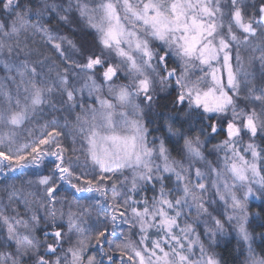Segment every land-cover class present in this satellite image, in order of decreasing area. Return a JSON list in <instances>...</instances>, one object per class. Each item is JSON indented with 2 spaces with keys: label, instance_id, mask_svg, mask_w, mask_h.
Wrapping results in <instances>:
<instances>
[{
  "label": "snow or ice",
  "instance_id": "6c2138e0",
  "mask_svg": "<svg viewBox=\"0 0 264 264\" xmlns=\"http://www.w3.org/2000/svg\"><path fill=\"white\" fill-rule=\"evenodd\" d=\"M72 10V0L66 8L48 4L47 0L35 6L32 0H0V70L5 73L3 81L15 88V93L11 87L0 88L3 101L0 124L19 127L42 112L45 105L53 113L62 112L65 106L74 110L76 93L85 89L90 97L95 94L99 105L97 108L81 104V111L75 117L73 128L86 144L82 152L73 147L69 155V149L58 139L62 133L55 127L38 141L26 145H18L14 134H9L7 149L0 147V172L40 169L51 164L48 174L27 182L39 186L44 193L42 198L35 200L31 199L34 193L25 194L26 210L39 205L46 212L42 218L44 239L36 238L40 217L33 215V226H29L21 218L12 223L13 218L0 213V227L7 233L3 243L10 249L0 253V264H105L104 259L88 255L93 249L106 258L107 264H115L117 254L119 264H220L196 232L201 218L211 216L205 198L206 173L196 168L193 176L191 165L184 168L180 162L170 159L163 140L157 152L155 141L148 140L149 130L137 103L142 95L146 105L152 106L155 85L158 83L160 90L165 91L173 79L177 89L173 106L177 111H183L189 120L200 117L209 123L200 127L196 136L174 131L172 125L168 126V132L178 142L183 140V152L188 158L204 161L205 142L200 137L217 134L223 122L225 139L213 147L217 153L224 152V167L219 170L209 164L215 176L212 186L219 199L232 210L233 215L227 220L237 221L234 227L238 242L248 245L247 264H264V256H257L251 247L245 203L250 197L264 201V176L257 163L264 160V149H258L255 143L256 137L264 134V86L249 81L245 85L247 95L241 97L239 77L247 76L248 72L239 52L235 57L239 67L234 69L231 63L233 44L258 46L260 55L250 57L249 64L259 62L264 78V0H99L94 7H89L85 0H76L79 17L98 34L99 52L85 51L45 22L46 16L50 19L56 14L58 24L68 23V13ZM37 34L45 49L43 52L27 43L29 37ZM257 36V44L253 45L251 38ZM69 50L79 59L70 56ZM106 53H114L119 63L110 62ZM173 55L180 61L179 72L177 67L169 65ZM33 56L38 58L32 59ZM195 61L208 71L201 67L203 75L192 80L189 69ZM121 71H125L129 84H114ZM79 79L84 83L76 88L73 81ZM105 86L107 97L99 94ZM257 91L260 95L253 99ZM241 98L247 102L245 107L239 105ZM117 107L131 109L135 118L130 119L129 112L121 111L116 119ZM52 119L56 121L57 116L53 115ZM244 135L249 136L250 142L242 146ZM242 152L251 153L252 159H246ZM81 155L85 164L90 162L99 168V175L94 179L82 180L75 174ZM157 158L162 163H154ZM126 169L132 172L130 182L127 177L112 179L109 175ZM164 173L175 176L174 188L166 189L164 181L168 177ZM228 175L246 186L243 199L232 191L227 183ZM157 183L160 184L158 196L154 195L151 201L147 197L136 199L147 185L155 188ZM65 184L76 193L95 194L88 199L95 201L101 227H82L86 223L82 218L91 212L79 200L70 203L67 213L58 212L57 193ZM254 184L258 185L255 190ZM123 188L127 190L118 191ZM19 190L23 191V184ZM100 212L106 215L101 217ZM193 212L195 219H191ZM211 218L215 228L209 232L206 225L205 235L215 242L217 233L223 235L224 224L215 216ZM65 222L68 233L62 230ZM124 224L128 225V233L116 243L119 239L116 230ZM136 228L140 238L138 243H133L131 236ZM153 230L155 239L151 238ZM73 232L77 236L75 240L71 239Z\"/></svg>",
  "mask_w": 264,
  "mask_h": 264
},
{
  "label": "trees",
  "instance_id": "16d2710c",
  "mask_svg": "<svg viewBox=\"0 0 264 264\" xmlns=\"http://www.w3.org/2000/svg\"><path fill=\"white\" fill-rule=\"evenodd\" d=\"M57 21H58V17L54 19H50L47 23L54 30H58L59 34L67 35L72 39H75L77 44L81 46L85 51L93 50L94 44H92L91 41L93 40L92 39L93 35L91 34L93 32L91 29L87 27H81L76 23L75 25L72 26L71 22L69 23L59 22L58 24ZM37 38H40L39 34L29 37V39H37ZM254 38H256V40L258 41L259 36ZM30 42L32 43V41ZM37 44H41L42 46V41L39 40ZM40 49L41 51H45L43 47ZM249 55H251L252 57L259 56L260 51L258 50V48L255 50H251V52H249ZM0 69H2V66H0ZM250 74L251 75L248 76L247 81L243 83V89H242L243 91L241 97L247 95V87L245 85L249 81L256 83L258 86H264V78H262L261 76V68L259 62H255L252 65ZM2 76L4 77V74L3 71L0 70V79H1L0 88L11 87L13 93H15L14 86H12L10 82L5 83L2 79L3 78ZM158 92L156 90V93H153V96L156 95V100L154 99V101L156 102L157 105L156 107L157 115L154 114V121L156 122L157 127L160 126L159 130L156 131L159 136H162V134L165 133L162 129V123H161L163 119L165 122H166L165 119L170 120L172 122L174 121L173 123L171 122L174 125V127L172 126L174 131L180 130L182 132H185V134L191 136L198 135L200 127L209 123V121L203 120L200 117H195L194 119L189 120L184 116V114L180 115L177 109L173 106V100H174L173 97L165 96L166 91H163L161 93V96ZM257 95H260L259 91L253 94V99ZM161 97L163 98L161 99ZM79 99H81L80 95L76 94L75 95L76 107L74 110H70L67 108V106H65V109L62 112L53 113L51 107L45 105L43 106L42 112L38 113L32 119L26 121L24 124H22L19 127L13 128L11 126H5L3 124H0V147L7 149L9 145L7 137L9 134H14L13 138L15 139L18 145H26V144H31L33 141H38L40 138L46 135L48 131H51L52 128L55 127L57 130L61 131L62 135L58 139L69 149V155H71V149L73 147H75L78 150H81L82 152V150L86 148V144L82 140L78 131H76L73 128L75 117L81 111L80 109L81 103L79 102ZM143 99L144 98H141V100ZM56 101H57L56 106L57 108H59L61 106L59 96L56 97ZM2 102L3 101L0 100V103ZM246 104L247 102L243 98L239 100L240 106L245 107ZM248 106L250 107L251 105ZM256 107L257 109H259V104H257ZM53 115L57 116L56 121H53L52 119ZM215 119L216 117L213 116V120ZM150 123L145 122V126L149 130L148 140H150V137H152V133L150 132L149 129ZM225 136L226 134L221 127V130L217 134L209 135L208 139H206L209 145L208 147L214 150L213 146L218 144L223 139H225ZM200 138L203 139L206 137L201 136ZM164 139H165L164 140L165 144L169 146L173 151H175L174 156L178 158L183 157L179 154V151L181 150L182 153V149H183V146L180 144L181 142L179 143L177 139L171 135H168V137ZM258 145H259V149H264V138L258 139ZM259 165L261 169V176H264V160L259 161ZM50 167L51 164H48L47 166H41L40 169L30 167L25 170H16L18 172H16L15 174H11L13 172H8V174H11V176H8V178L6 176H2L0 178V201L4 206V209L10 216L14 218L16 217L15 216L16 211H13V209H16L19 212L22 211L24 215V219H26V221L30 222L31 224H33V221L31 219L33 215H36L41 218L36 232V238L38 240L44 239L42 232V229L44 227V222L42 218L45 216L46 212L44 209L40 208L39 205L34 206L33 209L31 210H26L25 194L34 193L31 199H35V200H39L42 198L44 193L41 192L39 186L34 183L29 184L27 182L37 180L38 175L48 174V170ZM75 174L79 175L82 180L94 179L96 176L99 175V168L93 166L90 162L85 164L84 158L81 155L80 161L78 162V164L75 165ZM109 175L112 176V179H122L121 172H117L116 174L109 173ZM165 182H166L165 183L166 189H172L171 185L168 182V179H165ZM22 184H23V191H20L19 189L21 188ZM126 190H127L126 188L118 189V191L121 192H124ZM159 190L160 188L157 185H155V188H153V186L149 184L146 186V190L141 191L139 195L136 197V199L139 200L143 197H147V199L151 201L154 195L156 196L159 195ZM90 195L93 194L76 193L74 189H72L69 185L65 184L61 187L60 191L57 193V200L60 202H58L55 205V207L58 210V212L59 210H63L66 213L69 211L70 203L75 200H79V203L84 205L85 207H89L91 212L90 216H85L82 218L84 221H86V223L82 224V227L91 228V229L99 228L101 227V225L97 222V206L94 200L88 199ZM109 195H112V193L109 192ZM10 197H11V201H10ZM96 199H103V198L96 196ZM73 210H75L74 204H73ZM249 210L255 214V216H252L250 218L248 224L249 231L252 235L251 247L257 256H264V201L261 200L251 201L249 204ZM105 215H106L105 212H100L101 217ZM65 221H66V217H65ZM62 230L65 233H68V227L66 222L64 223ZM70 235L72 240L77 239L75 232L71 233ZM151 238L155 239L154 230ZM109 239H111V237H109ZM48 242L51 243L52 241L49 240ZM64 247L65 248L68 247L67 242L64 244ZM214 251H215L216 259L220 262V264H242L245 256L243 246L237 241L232 239L225 240L220 244H217L216 247L214 248ZM88 255H95L97 259L101 258V256L98 253V250L95 249L90 251ZM118 261L119 260L117 259V257H115V264Z\"/></svg>",
  "mask_w": 264,
  "mask_h": 264
},
{
  "label": "rangeland",
  "instance_id": "374dc122",
  "mask_svg": "<svg viewBox=\"0 0 264 264\" xmlns=\"http://www.w3.org/2000/svg\"><path fill=\"white\" fill-rule=\"evenodd\" d=\"M22 2H25V0H22ZM41 2H42V0H32V3H33L34 6L40 4ZM85 2H87L89 4V7H94L96 5V3L99 2V0H85ZM47 3L48 4L56 3V4L60 5L61 8H66L68 6L69 0H47ZM75 3H76V0H72L73 10L70 13H68L69 21L71 22L72 26L75 25V23H76L77 25H79L81 27H87V28L92 30L93 33H91V34L93 35V37H92L93 40H91V41H92V44H94V45H93V50H88V51L96 50L97 52H99L100 51V45H99V41H98V34H97L95 29H92V28L88 27L86 21L82 20L79 17L78 12L75 10ZM34 10H35V8H34ZM60 14L63 15L64 13L62 12ZM56 17H58V16L52 14L50 19H54ZM50 19L46 16L45 22H48ZM237 34L240 35V33L238 31H237ZM21 39H24V37L22 36ZM33 40L39 42V40L41 41V38H37V39H29L28 38L27 43L29 44L30 47H40V48L43 47V46H41V44L33 45V43L30 42V41H33ZM73 40L75 41V39H73ZM251 41H252L253 45L257 44L256 38H254V37L251 38ZM155 43H158V42H155ZM155 43L153 44V47H155ZM232 46H233V49H231V56H232L233 60L231 61V63L233 65V68L235 69L236 67H239V65H238V63H237V61L235 59V57L237 55V52H239V55L241 56L242 61H243L244 68L248 72L247 76L242 74L239 77L241 85H242V89H243V83L245 81H247L248 76L251 75L250 74L251 73V67L253 65V64H251V65L249 64V58L252 57L251 55H249V52H251V50L257 49L258 46L256 48H253V47H250V46L244 45V44H241L239 47H237L235 44H233ZM41 52H43V51H41ZM68 54L70 56H72L74 59H79L74 53L71 52V50H69ZM106 55H109V54L106 53ZM23 58L24 57H20V59H23ZM37 58L38 57H36V56L32 57V59H37ZM109 59H110V62H112V63H119V59L115 56L114 53L109 55ZM170 59H171V62L173 64V66L177 67L178 72H179L181 70L179 68V64H180L179 59L177 57H175L174 55L171 56ZM201 67H204V71H208L206 66H200L198 61H195L194 62V66L189 69V75H190V78L192 80H195V79H197V77L203 75V73L201 71ZM3 74L5 75L4 72H3ZM97 76H99V73H97ZM224 81L226 83V74L224 75ZM98 82L102 83V80H98ZM83 83H84L83 79H79V80H74L73 81V84H74V86L76 88H81L83 86ZM129 83H130V80L125 75V71H121L120 74H119V78L114 80V84L115 85L129 84ZM156 90H157V92L159 90L158 93L161 96V93L163 91L160 90V86H159L158 83L155 85L153 93H156ZM76 94L80 95L81 99H79V102L81 104H83L85 107H97V108L99 107V105L95 102V94L92 97H90L87 89H85L82 93L81 92H77ZM99 94L107 97V87L106 86L103 87L102 92L99 93ZM241 96H242V92H241ZM141 98H143L142 95L137 99L138 102H139V103L138 102L137 103L140 105V109L142 110L141 115H142V118H143V122H144V124H145V122L150 123V121L152 120L151 118H152L153 107L155 108V114L157 115L156 102L154 101L152 106L149 107L144 102V99L141 100ZM162 98L163 97H161V99ZM154 99L156 100V95H155ZM240 107H242V106H240ZM121 111L129 112V118L130 119L135 118L134 116L131 115V109H121V108L117 107L115 109V118L116 119H119V113ZM165 120H166V122L162 121V126L164 124L165 125L164 128H166L165 133L162 132L163 133L162 136H159L157 134L156 130H155V134L152 137H150V140H149V141H153V140L155 141V145L157 146V152H158V146H159L160 141L161 140L164 141L165 140L164 138H166V137H168V135H170L169 132H168V126L172 125L174 127V125L172 124L174 121L172 122V121L167 120V119H165ZM222 129H223V122H222ZM259 138H264V134L258 135L256 137V139H255V143L257 144L258 149H259V145H258V139ZM206 139H208V137L201 139L202 141L205 142L204 143V147L202 148V151H203V154H204V157H205L204 161H195V162L192 161L190 158H188L184 154L183 149H182L183 155L181 153V150L179 151V154L181 156H183V157L178 158V157L174 156L175 151H173L166 144H165V147L168 149V154H169L170 159L180 162L183 165L184 168H189V166L191 165L192 175L193 176L195 174V169L196 168H200L201 171L206 173V179H205L204 182H205L208 190L205 193V198L208 201L209 212L211 213V216H205V217L201 218L199 225L196 227V232H197V234H199L200 239L205 244V247L208 250V252L213 253L215 255L214 248L216 247L217 244H220L221 242H223L225 240H230V239L235 240V241L238 242L237 232H236L235 227H234V225L237 223V221L234 219V220H232L231 223L228 222L227 217L229 215H233L232 210H231V208H229L225 204L224 201L219 199V196L217 195V192H216V188L212 186V181H213V179H215V176H214V174H212L210 172L209 164L211 165L212 168H216V169L222 170L223 167H224V165H223L224 152L221 151V152L217 153L216 151L212 150L210 147H208L209 145H208ZM168 140H169V138H168ZM249 142H250L249 136L248 135H244L242 137V139H241V145L244 146V145H246ZM164 143H165V141H164ZM180 144L183 146V141H181ZM241 154L245 155V158L248 159V160L252 159L251 153H246L245 154V153L242 152ZM154 163H162V161H160L157 158L154 161ZM257 163H258V167L260 168L259 161ZM16 172H18V171H14L11 174H15ZM11 174H8V172H0V178L2 176H6L8 178V176H11ZM121 175H122V179L124 177H127L129 179V182L131 181V176H132L131 170H128V169L122 170ZM164 176L168 177L167 179H168L169 184L171 185V188H174L176 186L175 176L173 174H171V173H164ZM165 183L166 182L164 181V184ZM227 183L230 186H232V191L236 192L237 195L241 199H243V193L246 191V186L242 185L240 181L234 180L230 175L227 176ZM156 185L160 188V184L159 183H157ZM129 186H130V183H129ZM252 186H253V188L255 190V188L258 185L254 184ZM221 192L223 193V181L221 182ZM224 194L227 195V193H224ZM109 197H111V195H109ZM253 200H258V199H256L255 197H250L245 202L247 204V210H248V213H249V219H248V223L246 225V228H247L249 233H250V231H249V228H248V224H249L250 218L252 216H255V214L249 210V204ZM228 203L229 204L231 203L230 197L228 199ZM17 212L19 213V217H17ZM0 213H2L3 215L8 216L10 218H13L12 221H11L12 223H15V219L16 218H21L25 222H27L29 224V226H33V224H31L30 222L26 221V219H24V215H23L22 211L19 212L18 210H16V213H15L16 217L15 218L10 216L6 212V210L4 209V206L2 205L1 201H0ZM212 216H215L217 219H220L223 222V224H224V233H223V235L217 233V235L215 237V242H212L209 239V237L205 235L206 225H207V229L209 230V232L212 229L215 228V224H214V222L212 221V218H211ZM191 219H195V212H193L191 214ZM138 231H139L138 228L133 229V234L131 236V240L133 241V243H138V241H139L140 237L138 235ZM127 233H128V225L127 224H124V225H121L120 227H118L117 230H116V235L119 237V239L116 240L115 242L119 243L120 240H123L124 236L127 235ZM6 235H7L6 229L3 228V227H0V240H1L0 253H6V252H8L10 250L8 248V246L3 243V241L6 240ZM20 235H21V238H23V236H24L23 229L20 230ZM250 235H251V233H250ZM111 239H112V237H111ZM238 243H240L243 246V249H244V252H245V256H244V260H243L242 264H247V260H248V256H249L248 245L244 244L242 241H240ZM14 247L15 246L13 244L12 245V249H14ZM105 250H107V249H105ZM196 255H197V257L199 256V248L196 249ZM116 257L120 261V257H119L118 254L116 255ZM100 259H104L105 260V264H107L106 258L101 257ZM119 261L116 264H119Z\"/></svg>",
  "mask_w": 264,
  "mask_h": 264
},
{
  "label": "flooded vegetation",
  "instance_id": "af4514ba",
  "mask_svg": "<svg viewBox=\"0 0 264 264\" xmlns=\"http://www.w3.org/2000/svg\"><path fill=\"white\" fill-rule=\"evenodd\" d=\"M169 65L172 66V67H174L173 64H172V62H171V59L170 58H169ZM174 84H175V80L173 79L171 81V85L166 89V94H165V96H171V97H173V99H175V96H176V93H177V89H176V87H175ZM154 114H155V108L153 107V110H152V120H151L150 128H149L150 129V132L152 133V136L155 134V130L157 131L160 128V126L159 127L156 126V122L154 121ZM179 114L180 115L183 114V111H180ZM163 122H165L164 119H163ZM164 126L165 125L163 124L162 129L165 132V129L166 128H164ZM181 141H183V140L182 139L179 140V142H181Z\"/></svg>",
  "mask_w": 264,
  "mask_h": 264
}]
</instances>
